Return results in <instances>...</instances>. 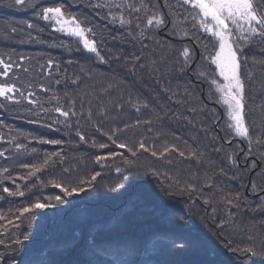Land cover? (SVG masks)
Returning a JSON list of instances; mask_svg holds the SVG:
<instances>
[{"label":"trees","instance_id":"16d2710c","mask_svg":"<svg viewBox=\"0 0 264 264\" xmlns=\"http://www.w3.org/2000/svg\"><path fill=\"white\" fill-rule=\"evenodd\" d=\"M31 2L41 13L61 6L77 14L100 55L34 10L0 0V59L20 65L0 83L15 82L48 110L0 97V169L7 170L0 172V264H264V255L243 251L264 252V39L240 55L248 128L241 137L217 91L222 79L210 57L218 41L200 30L191 6L167 0L173 16L165 0H145L166 22L141 35L151 11L129 16L127 6L113 7V19L92 7L103 0ZM121 11L130 24L120 23ZM141 142L149 151L136 157L118 147ZM168 145L178 151L151 155ZM22 165L43 167L22 180L31 171ZM17 184L23 196L3 191ZM55 184L85 190L69 196ZM37 200L52 206L22 217L18 228L6 224Z\"/></svg>","mask_w":264,"mask_h":264},{"label":"snow or ice","instance_id":"6c2138e0","mask_svg":"<svg viewBox=\"0 0 264 264\" xmlns=\"http://www.w3.org/2000/svg\"><path fill=\"white\" fill-rule=\"evenodd\" d=\"M189 5L191 6V11L194 13V18L198 20L200 25V30L209 33L212 37H215L218 41V48L214 56H211V63L215 65L216 71L225 83L222 85H217V91L220 92L223 96V103L227 105L229 118L233 121L235 131L237 135L241 137L248 136V128L244 123V90L245 85L241 79V60L240 55L243 52V46L247 45L254 38L259 37L264 39V0H178L177 6ZM16 6H26L30 10L37 8V5L33 4L31 0H14ZM127 6L128 15L131 16L133 12L139 13L141 9L144 11H151V15L147 16V24L141 31L143 35L144 31L151 29L152 27L160 28L165 24V18L156 10V6L152 5L151 8L148 3H145V0H140L139 7H136L129 0H103V3H96L92 5L94 8H107V15L115 19V15L112 11L113 7L116 9L123 10ZM165 7H169V13L175 16V13L172 11L170 5H168L167 0H165ZM37 17H42L45 22L54 21L56 25H59L55 30L65 32L71 36L80 38L83 42L84 49L95 53L97 56L100 55L96 44L93 40L86 38V33H91L93 29L91 27L85 28L83 26L84 21H81L77 14H66L61 6L56 7H44L41 11H35ZM138 21V17H136ZM187 19V17H185ZM120 23L122 25L130 24L131 21L125 19L122 14L120 15ZM29 28H33L34 25L29 23ZM137 27H140L137 23ZM175 27V20H174ZM12 31L15 32L17 29L12 28ZM187 30H184V35H187ZM183 55L187 59L189 53L188 49L185 48ZM21 60L24 57L20 58ZM101 59H103L101 57ZM134 61H139L141 57H134ZM49 67L53 65V61L49 59L47 61ZM0 77H9L10 72L13 67L19 68V64H13L11 61L6 62L4 59H0ZM27 71V69H25ZM203 75V74H201ZM15 81V77L12 78ZM75 83V81H73ZM212 84L216 85L217 81L212 80ZM43 87V86H41ZM19 94V98L15 95ZM33 94L31 92L28 95L16 86V83H0V97H3L7 101H12L15 103H20L21 100H27L30 105H37L41 107V111L47 112V109H43L42 106L35 99H30ZM146 106V105H145ZM139 110V109H137ZM28 111L31 113L33 110L30 108ZM55 112L59 113L62 116H68V112L62 111L61 107H56ZM34 114V113H33ZM74 115V113H73ZM127 127V126H126ZM79 135V133H77ZM111 139V137H109ZM84 137L81 136V140ZM15 140V137L12 138ZM114 144L115 140L112 141ZM51 143H59V141H51ZM251 146V145H250ZM17 150L22 148V145L15 144ZM104 147V145H100ZM119 148H127L128 151L132 154L133 157L137 156V153L140 150L145 152L149 151V148L141 142L138 148L128 147L126 144H119ZM171 151H178L173 145H168L163 147L161 151H151V155L157 158H165V154L170 153ZM4 152H0V156H3ZM110 155L115 156L117 153H111ZM181 157L185 156L183 151L179 152ZM190 156L195 157V153H189ZM230 158V157H229ZM49 158H46L45 164L48 163ZM97 161L105 159V157L98 156L96 157ZM129 165H133V160L125 161ZM171 161H169L170 163ZM25 168H31L28 176L21 177L22 180H28L29 177L35 176L41 170V167L22 165ZM7 171L6 169H0V172ZM117 171H120L117 169ZM99 173H96L92 176L91 181H95ZM11 178V177H8ZM89 181V186L91 185ZM15 183V181H13ZM55 187L61 188V191L65 195H72L73 193L83 192L85 189L83 187H72L69 190L66 187H62L60 184H55ZM121 185L117 184L116 188L112 189L113 191L119 189ZM191 187V185L189 186ZM255 184H253V189L255 190ZM5 193H8L9 196H23L24 192L20 190V185H16L15 191H10L9 188L5 187L3 189ZM55 200L57 203H62L60 196H56ZM264 200V198H262ZM207 203V201H206ZM229 204L232 203L231 200L228 201ZM50 203H42L40 200H37L30 205H26L18 209L19 215L12 214L13 219L7 220L6 224L13 227H19V223L22 217L28 215L30 218L34 210L43 209L46 207H51ZM5 217L0 215V220H4ZM226 222V221H225ZM27 239V236H25ZM16 243H19V240H16ZM245 252H250L253 256L255 255H264V252L257 253L254 248L244 249Z\"/></svg>","mask_w":264,"mask_h":264},{"label":"rangeland","instance_id":"374dc122","mask_svg":"<svg viewBox=\"0 0 264 264\" xmlns=\"http://www.w3.org/2000/svg\"><path fill=\"white\" fill-rule=\"evenodd\" d=\"M55 23V22H54ZM56 25V24H55ZM57 26V28L59 27V25H56ZM86 38H87V36H86ZM80 39V38H79ZM88 39V38H87ZM81 40V39H80ZM81 42H82V40H81ZM82 44H83V42H82ZM88 51V50H87ZM222 79V78H221ZM223 83H225L224 82V80L222 79V83H221V85L223 84ZM222 102H223V96H222ZM227 106V105H226Z\"/></svg>","mask_w":264,"mask_h":264}]
</instances>
